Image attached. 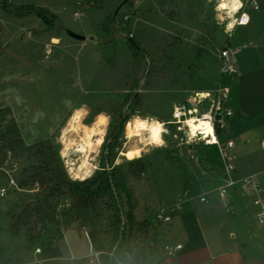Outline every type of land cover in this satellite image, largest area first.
I'll list each match as a JSON object with an SVG mask.
<instances>
[{
	"label": "rangeland",
	"instance_id": "rangeland-1",
	"mask_svg": "<svg viewBox=\"0 0 264 264\" xmlns=\"http://www.w3.org/2000/svg\"><path fill=\"white\" fill-rule=\"evenodd\" d=\"M214 4L215 0L213 4L206 0H0V108L11 109L29 145L47 138L56 143L47 129L62 126L70 115L63 103L65 99L75 107L82 103L89 106L91 115L85 123L90 124L97 112L108 111L112 115L109 140L115 145L114 164L124 125L137 110L141 116L171 120L174 102L186 104L196 91L213 92L219 85L217 52L226 45L240 48L241 29L231 38L226 36L223 27L215 22ZM245 4V8L251 5L249 0ZM19 6L47 9L58 20L49 26L33 13L17 16L12 11ZM76 12L80 13L79 19L74 16ZM249 13L257 19L264 15L262 9H249ZM71 33L86 39H75ZM257 33L264 42V25ZM110 36L113 41L107 43ZM52 37L60 38V45H52ZM46 46L51 47L50 56ZM246 51L240 48L237 67L245 68L241 58ZM17 96L22 103H17ZM37 110L47 115L33 125ZM167 127L172 134L176 132L173 125ZM55 135H59L58 128ZM182 136L177 140L166 136L168 147L143 157L149 182L136 210V219L141 223L136 242L141 250L165 240L164 228L153 222L156 211L161 206L181 204L179 201L183 205L187 190H194L195 195L199 192L195 187V166L204 145L193 147L196 159H190L187 146L180 144ZM107 146L108 143L101 152L100 166ZM208 155L222 167L216 147L210 148ZM253 155L264 170V152L259 149ZM33 162L27 156L19 161L21 167ZM0 169L6 174L0 173V188L8 189L7 196L0 200V264H39L49 233L32 227L31 222L12 228L14 217L24 203L33 199L37 187L19 189L11 183V179L16 184L20 178L18 170L11 171L6 166ZM260 184L264 191V182ZM222 211L220 216L229 231L234 223L232 212L225 208ZM253 213V207L247 208L244 221L259 234ZM73 229L59 243L64 261L88 256L92 250L86 232L77 226Z\"/></svg>",
	"mask_w": 264,
	"mask_h": 264
},
{
	"label": "trees",
	"instance_id": "trees-1",
	"mask_svg": "<svg viewBox=\"0 0 264 264\" xmlns=\"http://www.w3.org/2000/svg\"><path fill=\"white\" fill-rule=\"evenodd\" d=\"M12 12L17 16L36 14L49 26L58 20L49 10L33 6H19ZM112 41L110 36L106 42ZM58 152L52 138L26 144L11 109L0 108V168L18 170L19 189L37 187L33 199L24 203L14 217L12 228L31 222L32 227H39L50 235L40 251L39 264H118L119 259L126 260L128 256L135 264L147 261L153 252L147 255L148 250H141L136 242L141 227L136 210L140 195L148 191L146 162L141 159L113 166L115 145L110 139L102 157L103 171H97L84 183H73L63 170ZM23 156L33 158L34 162L21 167L19 161ZM0 173L6 176L1 169ZM75 226L86 232L97 258L62 259L59 243L64 241L65 232Z\"/></svg>",
	"mask_w": 264,
	"mask_h": 264
},
{
	"label": "crops",
	"instance_id": "crops-1",
	"mask_svg": "<svg viewBox=\"0 0 264 264\" xmlns=\"http://www.w3.org/2000/svg\"><path fill=\"white\" fill-rule=\"evenodd\" d=\"M256 3L259 10L264 11V0H256ZM249 9L257 11L251 5L243 10L249 13ZM250 15L252 19L247 27L238 26L235 29V32L241 29V44L238 47L247 51L245 57L241 58L245 68L238 66L239 75L229 103L233 116L227 132L235 141L240 176H252L260 184L264 182V170L253 154L261 149L260 143L264 140V42L260 33H257V29L264 25V15L261 19ZM247 28L251 30L246 31ZM215 147L219 152L217 146L205 145L199 152L200 158L195 166V187L199 190L197 195L194 190H187L184 194L187 200L183 205L182 201H179L181 204L171 205H178V209L170 227L169 238L173 243L183 244V249L163 264H264V242L260 228L259 234L252 232L244 221L247 208L253 207V218L257 222L254 199L258 195L264 197V191L261 184L258 193L253 186L239 183L224 198L220 197L223 165L218 167L208 155L209 149ZM215 168L220 170L216 171ZM201 197H205L207 202H201ZM224 208L226 212H232L234 220L229 231L220 216ZM71 230L75 229L68 231ZM93 255L92 249L88 256L70 257L69 260Z\"/></svg>",
	"mask_w": 264,
	"mask_h": 264
},
{
	"label": "clouds",
	"instance_id": "clouds-1",
	"mask_svg": "<svg viewBox=\"0 0 264 264\" xmlns=\"http://www.w3.org/2000/svg\"><path fill=\"white\" fill-rule=\"evenodd\" d=\"M206 2L213 4V0H206ZM252 2L259 11L256 0ZM245 6V0H215L213 7L215 22L223 27L224 34L229 38L234 35L238 26L247 27L250 24L251 15L247 11H242ZM60 43V38L52 37V45H60ZM46 53L48 56L51 55V47L46 46ZM205 100L210 101V107L208 111L201 113L197 105ZM22 102V98L17 96V103ZM63 103L70 111V115L63 121L62 126L59 124L50 126L47 132L48 135L54 136L56 143L60 145L58 156L68 180L73 183H84L91 180L97 171H103L99 158L104 145L110 143L112 115L108 111H99L89 124L85 121L91 115V109L86 103H82L79 107H75L69 99H65ZM188 103L194 106L187 108L185 105L174 102L172 119L167 121L154 115L141 116L137 110L124 125L123 135L120 138L122 145L113 166H119L125 161L132 163L141 160L155 149L168 147L165 137L173 135L167 127L169 124H176L177 132H183L182 143L184 144L191 145L202 141L205 146H218L219 137L216 133L215 116L211 106L212 92L210 90L196 91L194 95L188 97ZM215 107L218 111L219 105ZM46 115L45 112L37 110L33 115L32 124H38ZM57 128L59 135H55ZM32 131L34 135L37 134L35 129ZM173 138L177 137L173 135ZM229 146L231 147V142ZM6 191V188H0V197L4 196ZM256 203L261 204V201L257 200ZM261 207L264 208V204H261ZM257 216L264 217V211L257 213Z\"/></svg>",
	"mask_w": 264,
	"mask_h": 264
},
{
	"label": "built area",
	"instance_id": "built-area-1",
	"mask_svg": "<svg viewBox=\"0 0 264 264\" xmlns=\"http://www.w3.org/2000/svg\"><path fill=\"white\" fill-rule=\"evenodd\" d=\"M251 6L254 8L255 5L253 4L252 0H249ZM242 11H244L242 9ZM79 14V15H76ZM239 15V14H237ZM76 19L80 18V13L76 12L74 14ZM125 21L129 20V16H126ZM131 36H133L131 34ZM239 50L233 49L230 45H226L225 47L221 48L217 52V60H218V67H219V75H220V82L217 88L212 92V104L213 107V115L215 116V127L216 133L219 137V145H212L217 146L219 149V153L221 159L223 161V169H224V177H223V185L219 188V195L220 197L224 198L230 189L236 187L237 184L243 183L247 186H253L258 193H260V184L259 182L252 176L249 177H241L238 168H237V161L238 156L235 151V141L230 137L228 134V125L229 121L233 116V111L229 106L230 100L232 98V93L234 87L236 85V81L239 75V70L237 67V54ZM227 53V55H225ZM228 89V91H225ZM195 103V102H194ZM185 105L187 108H192L194 104H189L188 101ZM215 105H219V110H216ZM200 108L201 113L208 111L210 107V101L205 100L203 103L197 105ZM231 113V114H229ZM183 119V117H182ZM223 124V126H221ZM175 127L176 132L173 134L176 140L179 139V135L182 134L183 136L180 138L181 145H186L188 148V156L190 159H196V154L193 151V147L198 146L199 144L205 145L202 141L199 143H193L191 145H187L182 143L184 139L183 132H177V125L176 124H169ZM172 135V136H173ZM202 135V134H201ZM226 135H228L226 137ZM226 138L225 140H223ZM229 142H231V147L229 146ZM261 149L264 152V140L260 143ZM14 180L11 179V183ZM16 185L15 183H12ZM5 188V187H2ZM7 189V188H6ZM223 193V195H222ZM8 194V189L6 194L0 197V200L6 197ZM261 201V204H264V197L258 195L254 199V205L257 208L256 211V221L260 228L261 235L264 242V217H258L257 213L264 211V208L261 207V204H257L256 201ZM201 202H207L205 197L200 198ZM178 205L170 206V207H163L161 206L154 215V221L161 225L165 231V240L159 243H153L149 248L147 255L151 254L152 256L145 262L141 261L138 264H163L165 261L176 257L183 249V244L181 243H173L170 238V227L174 220V216L177 212ZM95 257H98V254H95ZM118 264H135L134 260L131 256H128L126 260H118Z\"/></svg>",
	"mask_w": 264,
	"mask_h": 264
},
{
	"label": "water",
	"instance_id": "water-1",
	"mask_svg": "<svg viewBox=\"0 0 264 264\" xmlns=\"http://www.w3.org/2000/svg\"><path fill=\"white\" fill-rule=\"evenodd\" d=\"M70 36L75 38V39L82 40V41L86 39L85 36L80 35V34H75V33H71Z\"/></svg>",
	"mask_w": 264,
	"mask_h": 264
}]
</instances>
